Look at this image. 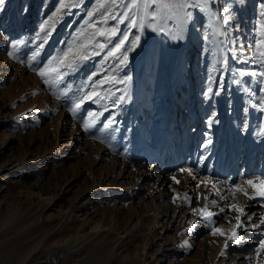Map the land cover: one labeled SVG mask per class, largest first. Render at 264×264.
<instances>
[{
    "label": "rangeland",
    "instance_id": "obj_1",
    "mask_svg": "<svg viewBox=\"0 0 264 264\" xmlns=\"http://www.w3.org/2000/svg\"><path fill=\"white\" fill-rule=\"evenodd\" d=\"M184 2L5 0L0 6L5 35L0 51L13 53L15 63L12 73L0 75V264H264L257 243L264 240V231L253 233L245 228L244 215L224 206L214 194L221 182H207V194L193 184L175 190L164 199L165 214L159 211L154 218L151 204L134 193L133 176H123L122 163L114 170L109 165L112 155L136 167L165 163L174 139L189 133L181 125L189 121L194 128L191 112L199 115L201 125L209 108L215 114L205 124L212 123L208 131L216 138L202 142V150L210 152L204 161H213L221 137L228 139L230 154L238 150L236 163L247 137L256 144L243 157L264 154V142L257 143L264 138V77L252 75L264 72V57L256 47L264 32V0H207L204 7L180 8ZM113 28L117 33L109 36ZM124 35L128 40L121 52L108 56ZM136 37L139 42L132 47ZM85 43L82 54L88 58L62 68L63 79L39 75L37 70L53 57ZM125 51L128 60L121 64ZM225 65L229 75L222 92ZM129 76L130 81L117 82ZM92 92L98 95L73 113L75 104ZM87 139L108 146L112 154L100 159ZM175 160L179 165V153ZM166 173L163 168L161 178ZM220 174L209 179L222 180ZM237 185L228 183L236 197L248 198L245 208L252 209L249 193L257 190L240 180ZM113 199L121 208L117 213L108 208ZM129 208L134 211L130 220ZM204 208L218 215L202 218ZM212 228L224 234H213ZM234 230L241 237L238 243L230 239Z\"/></svg>",
    "mask_w": 264,
    "mask_h": 264
},
{
    "label": "bare ground",
    "instance_id": "obj_2",
    "mask_svg": "<svg viewBox=\"0 0 264 264\" xmlns=\"http://www.w3.org/2000/svg\"><path fill=\"white\" fill-rule=\"evenodd\" d=\"M3 36H5V35L3 34V32L0 31V40L3 38ZM14 70H15V63H14L13 59L8 54H5V53L0 51V75L5 76V75H7V73H12ZM228 73H229L228 69L226 68V65H225L223 67L222 77L220 80L221 85L219 87V89L222 92L224 91V89L227 86V80H228V75H229ZM222 92L220 94H223ZM220 108H221L220 113H222L223 116H225L226 113H225V109H224L225 106H224L223 100L221 101ZM220 108H218V109H220ZM191 109L192 108H189V112ZM209 109H206V111L204 112L205 113V120H204L205 122H207V118L209 119L208 116L210 114L212 117L213 111L211 109L210 110ZM213 113L215 114V112H213ZM191 117H193L195 122H196L194 130L192 132H189L186 137L179 139L178 142L174 139L173 136L171 137L172 140L174 139L173 142H174L175 146L173 145L174 148L167 151V153H166L168 158L165 161V163H163V164H165L167 166L166 167L167 173L165 176H163V178H161V177H162V172H163L164 166H163V164H158L157 162L150 163L149 165L146 166V168H144L142 166L136 167V165H132L131 162L127 161L126 159H120L119 156L117 157V155H112L113 156L111 158L112 161L109 163L110 167L112 168V170H114L117 163H120V162L122 163L123 166L121 168V171L123 172V176L130 177V178L133 176L131 178L132 183H133V188L136 189L134 193L136 195H139L140 193H142V195L140 197L142 199L147 200L146 201L147 203L151 204V206H150L151 208L149 209V214L152 215L154 218H156V216H158V214H160L159 211H161V213L163 215L165 214L164 211H167L168 208L165 207V205L163 204L164 199H166L167 197H170V195L175 190L177 191L178 189H180V191H185V188H187V186L189 184H191V185L193 184V186L202 189L203 192L207 194L208 191L205 192L207 190V188H206L207 182H209V181H211V182L214 181L217 183L221 182V185L218 186V188H217V191H216L217 193H214V194L219 195L218 199L220 201H223V202L225 201L224 206H227L229 209H234V210L242 209L243 215L246 217V218H244L245 222H246L245 228L251 229L253 233L255 231H257V233H259V235H260V232L264 231V229H263L264 223L261 222L262 219H264V215L263 214L258 215L257 213H259V212L264 213V204L260 205L258 202L255 203L256 200L251 199L253 202H250V203L248 202L249 205H247V206L251 207L252 209L256 208L255 211L251 212L252 209L247 210V208H245V205H244L246 203L245 201L248 198L245 197L244 195H241V194L239 195V197L238 196L236 197L233 194V189H232L233 187L230 186V188H229L228 183H230V181H231V180L229 181V179H231V176L228 179H226V180H228V183H226L227 185L224 184L223 180L216 181L215 179H209V176H212L214 172H217V170H216V166L214 165V161H211L208 165L205 166L206 161H204V157H206L207 155H210V152L208 153L207 152L208 150H202L203 147L201 146V144L203 142V145H204V143L205 142L207 143V141H209V140L213 141L216 138V136H213L212 135L213 133H210L208 131V129L210 127L208 125L209 122L207 124H205V122H204V124L200 125L199 124V115L197 113H194V112H191ZM223 128H225V127L223 126ZM223 128H221V129H223ZM61 129H60V131H61ZM57 131H58V129H57ZM55 135H56V137L60 138V136L57 135V132L55 133ZM78 138H80V137H78ZM176 138H178V137H176ZM60 140L62 141V143L66 141V139H60ZM96 141H92V140L87 139L86 145H88V147L91 146L92 149L96 148L98 150L100 159L105 160V156L112 154V150L110 151V148L108 146H104L103 144H100ZM226 143H227V147H225V148H227V150L229 151L228 139L226 141H224L223 137H221V139L219 140V145H218L219 148H223L226 145ZM154 144L159 145V141L154 142ZM64 146H68V143H65ZM208 149H210V148H208ZM237 151L230 154V157L227 159L228 163L230 165V168H232V166L236 167L238 165L236 163ZM177 153H179V155H180L179 165L176 164V160H175V155ZM205 154H207V155H205ZM242 158L245 159L246 157H242ZM179 161H177V163ZM190 164H194V167H192ZM226 167H227V165H226ZM181 168H191L193 175L190 176L187 172H180L179 170ZM154 176H157V179L152 180V178H154ZM173 176L176 177V180L172 179ZM193 177H195V178H193ZM176 181H179V183H177ZM147 188H149V189H147ZM244 191H242V192H244ZM156 193H158V195ZM230 193H232V195H234L235 198H232V196H229ZM103 198H105V197H103ZM230 198H232V199H230ZM241 198H243L244 200H241ZM216 201H217V203L219 202L217 199H216ZM108 208H110L112 213H117L118 211L121 210V208L118 206V202L114 199L109 204ZM126 214H127L128 219L130 220L132 218V216L134 215V211L131 208L126 209ZM239 214H241V212ZM249 217H250V219H249ZM255 219H259V220H257L255 222L254 221ZM157 225H158V223H157ZM263 234H264V232H263ZM259 242H260V240H257L258 246H259Z\"/></svg>",
    "mask_w": 264,
    "mask_h": 264
},
{
    "label": "snow or ice",
    "instance_id": "obj_3",
    "mask_svg": "<svg viewBox=\"0 0 264 264\" xmlns=\"http://www.w3.org/2000/svg\"><path fill=\"white\" fill-rule=\"evenodd\" d=\"M154 2V0H153ZM240 3H243L244 0H239ZM207 3V0H185L184 3L179 4L178 6L180 8H189V7H204ZM5 4V0H0V6ZM166 7H176V5H170V4H166ZM65 4L61 3L60 8H64ZM60 9H57V13H59ZM223 12L224 13H228L229 12V8L225 7L223 8ZM54 15H56V13H54ZM91 15V14H90ZM188 18H191V13H186ZM153 18H155V14H153ZM52 19V17H50L48 20L44 21V24H42L41 27V31H44L45 26L49 24L50 20ZM135 21H133V24L135 25ZM225 23H227V20L225 21ZM92 27H95V25H91ZM162 30V29H161ZM117 33V29L113 28L111 29V31L108 33L109 36H115ZM98 35H105V32L103 31H98L97 32ZM81 35H83V33H81ZM175 38V37H174ZM182 38V37H180ZM139 37H136V39L132 42V47H135V45L139 42ZM128 40V36L124 35L122 39L119 40V43H117L115 45V47L108 52V56L112 57V56H116L117 53L121 52V49L124 47L125 42ZM43 45H41L42 47ZM100 48H103L104 45L100 44L98 45ZM13 48L17 47V44H13L12 45ZM256 47L257 50L259 52V55L264 57V51H261L260 49H264V32H262L261 38L256 40ZM88 48V44H81L79 45L77 48H72L69 47V49L67 51H65L63 53L62 56L60 57H53L51 61H49V65H46L44 68L38 69V73L41 77H45L47 75L50 74H55V78L57 80L63 79L64 75H66V73H64L63 71H61L62 68L67 67L69 69L73 68L74 64L76 63V61H80V60H86L88 57L87 55L82 54L84 51H86ZM129 51L131 50V48L128 49ZM95 54V53H93ZM9 56H12L13 53L9 52L8 53ZM37 55V53H33V59L35 58V56ZM71 56V59H69V57ZM128 60V55H127V51L122 53V59L120 60V63L123 64ZM57 66L56 67H52L51 65L54 62H57ZM252 75H259L264 77V72H259V73H252ZM106 80L108 79L107 77L105 78ZM114 79V78H113ZM131 80V77H126L125 80L123 81H117L119 83H126L128 81ZM49 81H45V83H48ZM209 93H211V88H209ZM98 93L96 92H92V93H88L85 97L81 98L80 101L78 103L75 104V106L71 109V111L73 113H75L76 109L80 108L81 105L84 103L85 99H93V97L97 96ZM121 100L124 99V97H120ZM261 111H264V107L261 108ZM112 123L111 121H109V124ZM109 124H105L104 127L107 128L109 126ZM85 127L87 128L88 125L85 124ZM208 143H211V140L208 141ZM180 172H187L190 176L193 175L192 169L191 168H181L179 170ZM195 178V177H193ZM173 180H176V177L173 176L172 177ZM177 183H179V181H176ZM246 183L248 185H250L251 187L255 188L256 191V195L260 196V197H264V180L259 181V183H256L252 180H247ZM213 187H215V185H213ZM240 191H244L242 188H240L239 185L236 186ZM247 195V193H245ZM250 199H254V197H250ZM212 204L215 205L216 201H212ZM224 209L221 208V212H223ZM237 211H240L241 214L243 215V210L242 209H237ZM196 212V209H193V213ZM200 215L202 218L205 219H209L214 216V215H218V213H213L210 211H207L206 208L201 209L200 210ZM250 219V217H249ZM237 227H243V222L240 220V217H237ZM262 223H264V219H262L261 221ZM212 233L213 234H219V235H223L224 233L218 229V228H212ZM231 240L235 241V242H239L241 237L240 235L234 230L232 233V236L230 237ZM185 244L187 245V241L185 242ZM259 247L260 249L264 250V240H260L259 242Z\"/></svg>",
    "mask_w": 264,
    "mask_h": 264
}]
</instances>
